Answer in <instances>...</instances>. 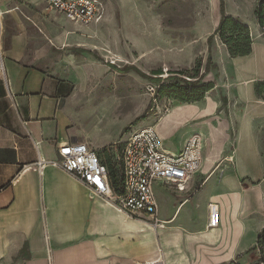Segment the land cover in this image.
Returning <instances> with one entry per match:
<instances>
[{"label": "crops", "instance_id": "1", "mask_svg": "<svg viewBox=\"0 0 264 264\" xmlns=\"http://www.w3.org/2000/svg\"><path fill=\"white\" fill-rule=\"evenodd\" d=\"M215 12L213 31L221 19L219 3ZM50 15L69 22L41 0H0V264H139L160 253L166 264H250L264 227L258 139L264 86L256 93L257 84H264V39L253 40L251 52L241 57H231L217 36L210 48L205 39L213 67L204 72L205 59L199 81L213 88L155 123L163 138L191 126L175 150L166 149L170 153L180 152L195 133L202 135L203 148L201 167L183 191L154 184L157 217L166 222L154 230L59 168L37 169L38 160L60 161L58 143H84L98 152L78 110L90 65L98 59L72 45L91 37L83 30L94 26L69 22L71 28L56 25L61 32L55 33L56 26L44 22ZM209 205L218 210L214 228L207 226Z\"/></svg>", "mask_w": 264, "mask_h": 264}, {"label": "rangeland", "instance_id": "2", "mask_svg": "<svg viewBox=\"0 0 264 264\" xmlns=\"http://www.w3.org/2000/svg\"><path fill=\"white\" fill-rule=\"evenodd\" d=\"M105 1V19L92 30H83V34L91 37L81 38L78 35L81 39L74 40L72 45H81V49L95 53L99 59L93 66L90 65L92 74L83 89V100L78 110L82 112L83 128H89L95 139L89 143L90 147L97 149L99 156L107 160L106 148L111 142L118 141L121 135L125 140L128 129L139 130L155 123V118L148 115L151 99L146 92V85L151 83L150 78L155 76L154 73L166 70L180 75L182 78L176 77L178 80L175 83L184 87L182 79L195 81L194 69L199 63L203 65L206 59L207 66L210 55L205 58L206 43L210 48L213 39L218 37L213 29L215 9L220 0ZM222 1L225 15H234L239 22L250 26L253 30V34L250 33L252 41L264 39L254 17L257 0ZM44 22L59 25L63 30L72 27L69 22L61 23L52 15ZM55 30V33L61 32L58 26ZM67 31L69 34L75 33ZM209 37L211 40L208 42ZM108 56L116 61L114 69L107 68L105 59ZM210 67H213L211 59ZM201 69L202 66L198 75ZM198 83L201 84V81ZM168 99L171 109L178 104L194 103H180L174 96ZM190 130L191 126H187L173 138H163L159 131L161 149L175 150L181 136ZM258 133L264 154V128ZM160 199L164 203L165 194L160 193ZM250 264H259L257 251Z\"/></svg>", "mask_w": 264, "mask_h": 264}, {"label": "built area", "instance_id": "3", "mask_svg": "<svg viewBox=\"0 0 264 264\" xmlns=\"http://www.w3.org/2000/svg\"><path fill=\"white\" fill-rule=\"evenodd\" d=\"M48 9L57 12L69 22L81 26H95L105 15V3L102 0H41ZM105 63L113 66L116 61L110 56ZM0 70L3 72L0 53ZM169 76L166 70L158 77L165 80ZM159 85L155 82L146 85L147 95L151 99L148 115L157 123L171 110V101L159 98ZM155 123L139 130H129L128 136L119 144L112 145V161L118 163L122 175V191L116 193L109 181L107 168L98 154L84 143L62 142L56 146L60 158L58 162L38 160L37 169L53 165L67 175L86 186L94 195L110 201L127 217L139 219L152 229L164 228L166 222L157 217V200L154 184L172 186L183 191L202 163L203 137L195 133L188 137L178 153L161 149V140L155 129ZM208 224L214 228L218 224L216 205H209ZM139 264H166L162 253L153 260ZM259 264H262L261 262Z\"/></svg>", "mask_w": 264, "mask_h": 264}, {"label": "trees", "instance_id": "4", "mask_svg": "<svg viewBox=\"0 0 264 264\" xmlns=\"http://www.w3.org/2000/svg\"><path fill=\"white\" fill-rule=\"evenodd\" d=\"M221 19L214 31V34L218 35L219 40L226 46L228 53L231 57H241L246 56L251 52V36L247 26L242 24L236 19L231 17H227L224 14L223 8L224 4L223 1L220 0L219 4ZM254 17L256 22L261 29L264 35V0H257V7L254 11ZM211 40V37L208 38V42ZM87 53L93 55L96 59L98 57L89 51ZM99 60V59H98ZM210 59H207V66L205 67V72L208 71V64ZM200 63L195 67V81H186L182 79L181 82L185 84L184 87L179 85V83H175L176 77H180V75L170 73L169 76L165 80H161L158 77L150 78V81L155 82L159 85L157 94L159 98H169L174 96V98L180 103H191V102H198L200 101L206 92L210 91L213 88L211 83L208 84H199L198 81L201 79L198 75L200 69ZM114 67V66H111ZM155 76H159L162 73L160 71L158 73H154ZM182 78V77H180ZM174 82V83H173ZM264 84H257L256 86V93H261V88ZM107 149V160H102L99 156L101 162L107 168V174L110 181V184L113 190L116 193H120L122 191V175L120 168H118V163L112 161V146ZM258 254H259V263L261 262L264 264V227L261 230L258 239H257V247H256Z\"/></svg>", "mask_w": 264, "mask_h": 264}, {"label": "bare ground", "instance_id": "5", "mask_svg": "<svg viewBox=\"0 0 264 264\" xmlns=\"http://www.w3.org/2000/svg\"><path fill=\"white\" fill-rule=\"evenodd\" d=\"M150 226V225H149ZM151 227V226H150Z\"/></svg>", "mask_w": 264, "mask_h": 264}]
</instances>
